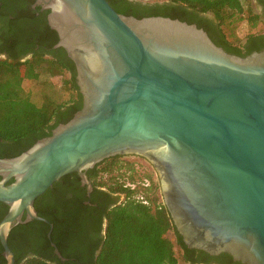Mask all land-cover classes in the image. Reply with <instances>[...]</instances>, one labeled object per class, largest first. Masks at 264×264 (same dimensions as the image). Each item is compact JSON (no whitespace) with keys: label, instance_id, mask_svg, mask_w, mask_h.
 I'll use <instances>...</instances> for the list:
<instances>
[{"label":"water","instance_id":"water-1","mask_svg":"<svg viewBox=\"0 0 264 264\" xmlns=\"http://www.w3.org/2000/svg\"><path fill=\"white\" fill-rule=\"evenodd\" d=\"M76 67L82 107L49 136L0 157V221L49 223L35 200L117 155L145 158L191 249L264 264V49L240 56L194 23L119 13L108 0H37ZM50 223L48 237L51 238ZM56 255L65 259L51 242Z\"/></svg>","mask_w":264,"mask_h":264},{"label":"trees","instance_id":"trees-1","mask_svg":"<svg viewBox=\"0 0 264 264\" xmlns=\"http://www.w3.org/2000/svg\"><path fill=\"white\" fill-rule=\"evenodd\" d=\"M15 1L0 0V52L8 55L0 58L2 158L21 154L82 107L75 64L63 47L54 48L59 37L48 24L47 11L35 16V11ZM108 1L124 15L196 22L217 45L240 56L264 49V31L250 34L245 41L237 37L244 22L252 27L264 22V14L245 6L246 0ZM30 52L31 57H26ZM65 71L70 76L61 86L50 80ZM43 75L47 79H41ZM28 78L41 83V102L24 88ZM66 91L71 92L68 97ZM123 156L107 158L88 170L93 184L90 196L79 175L70 173L35 200L38 214L49 223L32 220L11 229L8 243L16 253V264H206L213 259L217 264H242L227 253L213 257L188 248L157 194L160 184H136L134 163L122 160ZM122 167L130 172L128 178L102 179L103 174ZM4 206L7 209L0 203V208ZM51 242L64 260L56 255ZM24 251L32 256L24 259Z\"/></svg>","mask_w":264,"mask_h":264},{"label":"rangeland","instance_id":"rangeland-1","mask_svg":"<svg viewBox=\"0 0 264 264\" xmlns=\"http://www.w3.org/2000/svg\"><path fill=\"white\" fill-rule=\"evenodd\" d=\"M143 2H154V1H163V0H142ZM245 6L252 8L253 11L258 12L257 7L254 3V0H246ZM212 16V14H210ZM260 31H264V22L259 23L256 27H252L248 22H244L237 30V37L240 41H245L246 38L253 33H258ZM70 74L65 71L62 75L56 77H50L51 81H54L58 86L62 85V82L68 79ZM47 75H43L41 79H47ZM23 86L26 89L27 93L31 96V98L37 102L42 101V85L39 81L25 79L23 81ZM70 87V85H68ZM71 92H64L65 97H68ZM122 160L133 162L135 167V183L138 185H143L144 183L150 182L153 185H159V179L157 173L153 166L143 157L136 155H124ZM130 172L122 167L120 169H114L111 174L105 173L103 174V180H107L110 176H120L122 179L124 177L128 178ZM124 176V177H122ZM128 182V181H127ZM160 186V185H159ZM157 194L161 195V189H157ZM124 196L120 197V200H123Z\"/></svg>","mask_w":264,"mask_h":264},{"label":"flooded vegetation","instance_id":"flooded-vegetation-1","mask_svg":"<svg viewBox=\"0 0 264 264\" xmlns=\"http://www.w3.org/2000/svg\"><path fill=\"white\" fill-rule=\"evenodd\" d=\"M17 1V3L18 4H24V6L25 7H29L32 11H35V16H39L40 15V13L41 12H45V11H47V14H46V16H48V12H49V10H47V9H43L42 8V6H41V4H38L37 3V0H16ZM15 1V2H16ZM129 1H134V2H136V1H142V0H129ZM254 3H255V5H256V7H257V10H258V12L259 13H261V14H264V0H254ZM10 16H11V18H12V16L13 15H11L10 14ZM206 16L207 17H209L210 19L212 18V16L211 15H209V14H206ZM194 24H196L197 25V23L196 22H193ZM198 26V25H197ZM55 48V47H54ZM31 55H32V52H30V53H28L27 55H25L26 57L28 56V57H31ZM7 54L5 53V52H0V58L1 59H5V58H7ZM25 58V57H24ZM81 185L82 186H85V185H83L82 184V182H81ZM86 191H87V188H86ZM88 195V194H87ZM85 203H88V201H85ZM5 205V204H4ZM3 209H6L5 208V206H4V208H0V221L3 219V217L6 215V213H7V211H8V207H7V209H6V211L5 210H3ZM28 223V222H27ZM94 234H95V232H94ZM92 235H93V233H92ZM13 251V250H12ZM203 251V250H202ZM14 252V257H16V253H15V251H13ZM25 252V257H24V259H26V258H28V257H30V256H32V252H29V251H24ZM207 253V252H206ZM209 254V253H208ZM223 253H220V254H218V255H211V254H209V255H211V256H213V257H219L220 255H222ZM228 254V253H227ZM231 256V255H230ZM233 258V257H232ZM23 259V260H24ZM234 260V259H233ZM216 260H211V263H206V264H217V262H215ZM234 261H236V260H234ZM239 262H241V261H239ZM242 263V262H241ZM0 264H7V259H6V257H5V255H4V247H3V245H2V243H1V240H0ZM15 264H16V258H15ZM243 264V263H242Z\"/></svg>","mask_w":264,"mask_h":264},{"label":"built area","instance_id":"built-area-1","mask_svg":"<svg viewBox=\"0 0 264 264\" xmlns=\"http://www.w3.org/2000/svg\"><path fill=\"white\" fill-rule=\"evenodd\" d=\"M145 185H148V182L147 183H144ZM128 185H130V186H132V187H134V185H132V184H128ZM140 199H143V197H139ZM144 203H147V201H143Z\"/></svg>","mask_w":264,"mask_h":264}]
</instances>
